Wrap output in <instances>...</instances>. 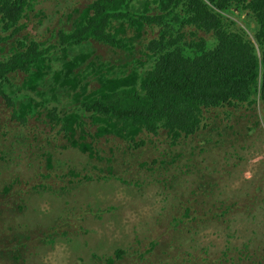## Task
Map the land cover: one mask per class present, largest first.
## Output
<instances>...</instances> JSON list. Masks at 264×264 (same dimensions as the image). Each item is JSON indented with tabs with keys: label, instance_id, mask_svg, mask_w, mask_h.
I'll list each match as a JSON object with an SVG mask.
<instances>
[{
	"label": "rangeland",
	"instance_id": "374dc122",
	"mask_svg": "<svg viewBox=\"0 0 264 264\" xmlns=\"http://www.w3.org/2000/svg\"><path fill=\"white\" fill-rule=\"evenodd\" d=\"M92 1L35 0L21 36L54 43ZM146 2L153 14L152 0H133L131 12ZM231 18L254 39L245 16ZM156 33L124 32L142 43ZM84 49L124 58L95 41ZM46 114L14 121L0 96V264H264L260 104L203 109L200 130L174 145L165 130H143L136 143L95 139L87 120L94 157L69 146Z\"/></svg>",
	"mask_w": 264,
	"mask_h": 264
},
{
	"label": "trees",
	"instance_id": "16d2710c",
	"mask_svg": "<svg viewBox=\"0 0 264 264\" xmlns=\"http://www.w3.org/2000/svg\"><path fill=\"white\" fill-rule=\"evenodd\" d=\"M132 1L93 0L45 43L21 36L35 0H0V96L12 119L26 124L46 110L69 146L94 157L87 120L95 139L136 143L143 130H165L174 145L200 130L203 109L260 104L264 112V0H152L153 14L148 2L132 13ZM231 16H245L253 40ZM126 26L157 33L142 43ZM91 41L124 58L102 61L84 49Z\"/></svg>",
	"mask_w": 264,
	"mask_h": 264
}]
</instances>
